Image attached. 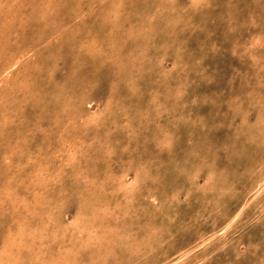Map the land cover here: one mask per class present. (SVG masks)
I'll return each mask as SVG.
<instances>
[{"label":"rangeland","instance_id":"obj_1","mask_svg":"<svg viewBox=\"0 0 264 264\" xmlns=\"http://www.w3.org/2000/svg\"><path fill=\"white\" fill-rule=\"evenodd\" d=\"M0 264H264V0H0Z\"/></svg>","mask_w":264,"mask_h":264}]
</instances>
